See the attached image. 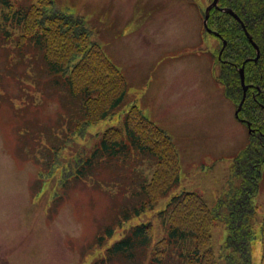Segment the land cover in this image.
<instances>
[{
    "label": "rangeland",
    "instance_id": "374dc122",
    "mask_svg": "<svg viewBox=\"0 0 264 264\" xmlns=\"http://www.w3.org/2000/svg\"><path fill=\"white\" fill-rule=\"evenodd\" d=\"M52 1L60 10L83 17L90 39L99 42L124 74L127 96L114 114L78 128L71 113L75 98L62 92L57 100L50 78L39 85L47 94L32 102L30 97L13 98L12 108L0 94V264H91L119 238L121 231L103 246L91 244L104 220L112 217L114 204L123 203L119 195L109 194L152 171L157 180L159 172L171 167V156L154 168L153 159L135 155L126 163H133V175L124 168L116 176L105 166L92 177L76 179L73 171L76 158L89 154L104 131L122 130L133 99L147 117L171 132L178 151L179 184L159 197L152 211L130 221L152 220L157 240L164 233L157 211L170 196L196 191L213 204L227 192L232 160L248 140L245 126L235 118L236 104L215 80L218 70L208 50L219 40L202 29L201 10L209 0ZM5 59L2 52L0 63ZM24 66L16 64L11 72L17 74ZM5 78L6 91L18 92L17 82ZM22 85L32 88L28 82ZM52 143L64 146L52 152ZM254 201V219L260 220L264 164ZM224 233L220 223L212 229L218 255ZM252 257L264 264V238L256 241Z\"/></svg>",
    "mask_w": 264,
    "mask_h": 264
},
{
    "label": "trees",
    "instance_id": "16d2710c",
    "mask_svg": "<svg viewBox=\"0 0 264 264\" xmlns=\"http://www.w3.org/2000/svg\"><path fill=\"white\" fill-rule=\"evenodd\" d=\"M218 5L230 8L240 17L259 48V56L254 60L255 49L241 24L227 12L210 9L207 26L222 36L210 33L219 40L216 48L208 50L218 70L215 80L236 107L242 96L238 72L242 63L244 82L248 85L235 117L245 126L248 140L232 160L227 192L219 194L211 205L196 191L172 194L157 211L164 232L158 240L152 220L132 224L134 217L141 218L152 211L157 199L180 182L173 135L147 117L133 99L123 115L122 130L104 131L89 154L76 158L73 177H92L105 166L113 169L116 176L124 168L128 175H133L130 161L135 155L153 159L154 168H161L168 156L173 162L158 173L157 180L151 178L152 171L136 183H126L120 188L124 191L118 189L109 194L119 195L123 203L114 204L112 217L104 220L91 244L103 246L121 233L107 245L104 255L91 264H258L252 251L258 238H264V215L260 220L254 219L258 214L254 198L264 164V0H219ZM201 11L204 16L203 7ZM203 32L208 33L205 28ZM90 35L83 17L60 10L52 0H0V55L4 52L6 58L0 63V94L9 100V106L14 107L13 98L30 97L31 101L44 92L47 94L39 85L50 78L57 100L62 92L75 98L71 113L78 119V128L119 110L127 96L126 78ZM16 64L25 65L17 74L11 72ZM3 77L13 78L18 92L6 91ZM27 82L32 86L30 91L22 85ZM63 146L64 143H52L49 148L53 152ZM129 159L130 165L126 164ZM119 181L124 180L121 177ZM218 223L225 231L219 255L211 241L212 229Z\"/></svg>",
    "mask_w": 264,
    "mask_h": 264
},
{
    "label": "water",
    "instance_id": "95a60500",
    "mask_svg": "<svg viewBox=\"0 0 264 264\" xmlns=\"http://www.w3.org/2000/svg\"><path fill=\"white\" fill-rule=\"evenodd\" d=\"M217 1L218 0H212V2L205 9V16H204L203 23H204V26L206 27L207 31H209V32L211 30L209 28H207L206 21H207V18H208V14H209L210 8L211 7H217ZM218 9L221 10V11H225L227 13H230L232 16H234L237 20L240 21L239 17L231 9H229V8H218ZM242 27H243V30H244L246 36L248 37V40L251 42V44L255 48L256 55L254 57V60H256L257 57L259 56V48H258L257 44L252 40V37L250 36V34L246 31V28H245V26L243 24H242ZM243 64L238 69L239 79H240V83H241V86H242V96H241V99H240V101H239V103L237 105V108H236L235 112H234L236 116L238 115V111L240 110L241 105H242V103H243V101L245 99L246 90L248 88V85H246L245 82H244V68H243Z\"/></svg>",
    "mask_w": 264,
    "mask_h": 264
},
{
    "label": "bare ground",
    "instance_id": "6f19581e",
    "mask_svg": "<svg viewBox=\"0 0 264 264\" xmlns=\"http://www.w3.org/2000/svg\"><path fill=\"white\" fill-rule=\"evenodd\" d=\"M237 116H238V115H237ZM247 125H248V127H249V131H251L249 124H247Z\"/></svg>",
    "mask_w": 264,
    "mask_h": 264
}]
</instances>
